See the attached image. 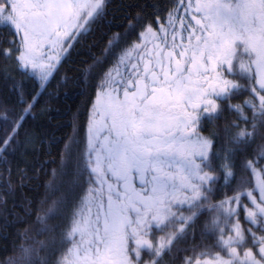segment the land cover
<instances>
[{
  "label": "snow or ice",
  "instance_id": "obj_1",
  "mask_svg": "<svg viewBox=\"0 0 264 264\" xmlns=\"http://www.w3.org/2000/svg\"><path fill=\"white\" fill-rule=\"evenodd\" d=\"M189 4L200 30L190 29L196 41L191 50L178 52L179 45L169 48L154 39L164 31L158 16L159 29L142 26L114 62L109 53L122 47L123 37L108 24L100 53L79 78L83 104L76 99L67 105V130L57 145V135L38 126V111L52 121L61 110L53 100L76 94L61 67L81 39L101 26L106 0H0V35L6 31L9 45L15 44L0 49V117L7 122H0V191L15 201L31 180L40 181L38 213L50 193H59L48 212L71 213V227L61 226L60 243L67 247L59 256L53 252L48 264H264V0ZM26 83L35 85L31 95ZM51 88L54 97L37 110V100ZM13 93L22 105L18 110L9 103ZM160 112L169 114L181 138H195L194 167L169 200L147 201L134 224L125 217L101 231L84 215L83 204L72 211L84 186L93 188L100 129L111 117L113 143L135 149L146 143L143 134ZM26 207L31 214L32 197ZM33 220L41 231L52 227L43 214ZM30 231L24 230L26 241ZM39 254L26 242L19 253L0 257V264H34Z\"/></svg>",
  "mask_w": 264,
  "mask_h": 264
},
{
  "label": "trees",
  "instance_id": "obj_2",
  "mask_svg": "<svg viewBox=\"0 0 264 264\" xmlns=\"http://www.w3.org/2000/svg\"><path fill=\"white\" fill-rule=\"evenodd\" d=\"M106 3L107 14L103 17L101 26L81 39L61 67V73L65 75L68 84L73 87L76 94L69 93L68 97H63L59 101L53 100V107H56L58 103L61 110L52 113V121L47 119L46 114H41L38 111V126L47 134L55 133L57 145L62 140L61 134L67 130L65 118L70 111L67 105L76 99L83 104V99L77 98L80 87L79 78L85 71V64L94 62V56L100 53V48L103 45L101 37L109 23L113 28H119L123 37L122 47L113 49L109 53V58L114 62L118 60L121 53L126 54L127 48L131 47V41L136 39L135 33L142 26L147 27L152 24L159 29L156 20L158 16L163 18L165 32L172 31L175 34V39L171 44L166 33H157L159 37L157 40L161 45L166 44L169 48L179 45L176 48V51L179 52L185 47L191 50L192 44L196 43L195 39L191 37L190 29L200 30L193 19L189 0H183V3L180 0H106ZM197 15L200 14L197 13ZM129 20H131V24H129ZM125 32L128 33L127 36H124ZM158 32L160 31L158 30ZM182 39L183 41L191 40V43H182ZM203 39L201 33V42ZM239 43L237 41L238 45ZM5 46L15 48V44L9 45V34L6 31L0 35V49ZM61 73H57V80ZM23 87L26 94L31 95L35 85L26 83ZM63 87L64 85L61 84V89ZM54 92V88L44 92V95L36 102L37 110L42 104L47 103L49 98L54 97ZM5 95H8L7 92ZM69 97L72 99L70 100ZM9 103H12L17 110L22 107L17 103L15 93L12 94ZM3 111H5V106L0 103V112ZM0 122L7 123L3 121V117H0ZM210 131L211 127L209 126L204 130V134ZM143 135L146 143L135 149L119 143L114 144L113 141L116 137L113 133L112 119L109 117L106 118L99 136L96 138L94 157L95 161L99 158V164L96 165L97 171L93 173V188L89 192L88 186H84V190L76 197L72 211L74 212L83 204L84 215L87 216L90 223L98 225L101 231L105 225H118L125 217L134 224L139 214L137 209H143L147 201L169 200L194 167L191 154L194 151L193 141L195 138L191 136L187 140L181 138V134L170 126L167 112L158 113L153 127ZM221 150H223V145H221ZM51 155L49 153V156ZM102 156L104 161L100 160ZM195 161L201 162L202 166L206 167V164H203V157L196 156ZM33 167L34 165L30 166V175H34ZM45 175L41 171V181ZM39 182L35 179L31 180L30 187L25 194H18L15 201L9 198L6 191H0V257L8 255L14 250L19 253L21 245L27 242L37 246L40 251V254L34 257V264H42L41 256L44 257L43 264H48L52 259L53 252L55 256H59L63 248L67 247L66 244L62 246L60 243L61 226L65 231L70 228L72 215L69 213L67 217H64L48 212L50 207H56L54 201L57 200L59 193H50L38 213L35 208V200L43 192L42 188L40 192L36 191V185ZM29 197L33 198L31 214L27 212L26 207ZM38 214H43L45 224L52 227L41 231L42 225L33 220V217ZM26 228L31 230L29 232L30 239L27 241L23 235ZM124 231L130 242L133 235L127 223L124 224ZM156 235L158 234L154 233L152 238L155 239ZM131 247L132 245L129 243V249ZM20 259L24 260L25 258L21 256ZM144 259H150L147 252Z\"/></svg>",
  "mask_w": 264,
  "mask_h": 264
},
{
  "label": "rangeland",
  "instance_id": "obj_3",
  "mask_svg": "<svg viewBox=\"0 0 264 264\" xmlns=\"http://www.w3.org/2000/svg\"><path fill=\"white\" fill-rule=\"evenodd\" d=\"M158 34H161V33H166L167 34V38L169 39V41H170V43L172 44V40H174L175 39V34L174 33H172V31L170 32V31H168V32H165V29H164V31L163 32H157ZM159 37L157 36V37H155L154 39H158ZM100 152H102L101 150H100ZM104 159V157L102 156V157H100V160L101 161H104L103 160ZM99 164V158L97 159V161H96V165H98Z\"/></svg>",
  "mask_w": 264,
  "mask_h": 264
}]
</instances>
